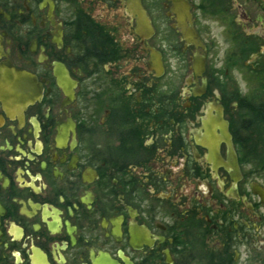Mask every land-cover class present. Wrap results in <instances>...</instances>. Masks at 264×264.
Returning a JSON list of instances; mask_svg holds the SVG:
<instances>
[{
	"label": "flooded vegetation",
	"instance_id": "flooded-vegetation-1",
	"mask_svg": "<svg viewBox=\"0 0 264 264\" xmlns=\"http://www.w3.org/2000/svg\"><path fill=\"white\" fill-rule=\"evenodd\" d=\"M247 5L0 0V264H264Z\"/></svg>",
	"mask_w": 264,
	"mask_h": 264
},
{
	"label": "rangeland",
	"instance_id": "rangeland-1",
	"mask_svg": "<svg viewBox=\"0 0 264 264\" xmlns=\"http://www.w3.org/2000/svg\"><path fill=\"white\" fill-rule=\"evenodd\" d=\"M240 2H243L244 4L247 5V3H249V0H239ZM248 6V5H247Z\"/></svg>",
	"mask_w": 264,
	"mask_h": 264
}]
</instances>
